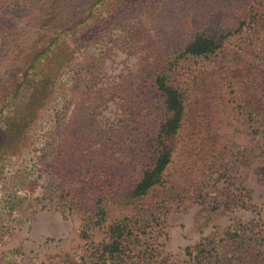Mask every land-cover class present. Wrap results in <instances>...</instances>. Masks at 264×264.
I'll list each match as a JSON object with an SVG mask.
<instances>
[{
	"label": "trees",
	"instance_id": "trees-1",
	"mask_svg": "<svg viewBox=\"0 0 264 264\" xmlns=\"http://www.w3.org/2000/svg\"><path fill=\"white\" fill-rule=\"evenodd\" d=\"M199 1L200 16L204 18L201 24L188 28L177 22L172 28L162 29L159 35L162 41L150 47L137 72L111 87L98 84V59L78 52L82 48L81 43L77 45L82 34L100 40L107 32L123 34L128 45L135 48L149 35H157L151 33L161 28L158 20L164 18V23L168 20L170 25L183 16L189 0H21L11 6L21 27L9 23V12L1 15V32L8 35L4 39L2 36L1 53L9 45L1 59H22V62L15 73H21L20 76L15 82L14 78L11 80L17 85L10 84L11 97H7L12 99L8 105L10 115L0 128V170L5 158L22 148L37 112L58 94L62 105L57 111L59 127L49 135L57 137L49 138L51 142L45 149L50 153L46 158H52L54 164L43 170V173L47 171L57 201L77 207L80 204L93 226L106 221L108 202L134 208L132 216L108 225L107 238L90 247L89 259L79 249L81 252L74 251L71 264H178L157 260L153 255L145 240L143 224L156 220L159 208L146 207L141 201L167 180L166 173L185 118V95L174 84L173 73L182 60L218 54L230 37L241 33L248 23L258 22L257 16L264 7L260 0ZM215 13L221 16L214 18ZM25 28L32 30L37 39L28 45L16 44ZM63 69L71 75L58 81V73ZM150 78L163 113L153 138L147 142L134 126L132 116L142 105L146 106L144 85ZM23 88H30V94L25 102L16 103L14 98ZM120 90L124 93L120 95L123 117L119 125L129 128L124 138L102 129L95 118L98 107ZM254 91L241 97L242 122L234 133L233 144L245 161L264 153V87L258 96ZM71 105L69 121L58 124ZM135 160H143L140 172L129 174ZM73 167H80L86 173L74 176L68 170ZM240 186L246 199L231 194L216 202L214 208H252L247 190ZM197 198L205 201L201 195ZM184 253L188 260L182 264H264V230L254 219L235 222L223 230H215L193 246H186Z\"/></svg>",
	"mask_w": 264,
	"mask_h": 264
},
{
	"label": "rangeland",
	"instance_id": "rangeland-1",
	"mask_svg": "<svg viewBox=\"0 0 264 264\" xmlns=\"http://www.w3.org/2000/svg\"><path fill=\"white\" fill-rule=\"evenodd\" d=\"M19 1H0V22L3 21L1 15L9 12V23L21 27L11 8ZM33 1L36 0H29ZM260 1L264 4V0ZM200 4L199 0H189L185 14L170 25H167L168 20L164 23V18L158 20L161 28L151 33L157 35H149L135 48L128 45L123 34L117 36L107 32L102 40L82 34V39L87 38L77 44L80 46L81 43L82 47L78 52L98 59V84L115 86L121 78L137 72L150 47L162 41L159 40L162 29L172 28L177 22L188 28L201 24L204 18L200 16ZM262 11L256 24L247 20L242 32L230 37L218 54L182 60L173 73L174 84L185 95V118L166 173L167 180L141 200L146 207L159 208L158 218L143 224L145 240L157 260L186 263V246H193L215 230H223L235 222L254 219L264 230V153L252 161H245L233 144L236 128L242 122L241 97L246 92L253 93L255 87L257 96L263 93L264 7ZM220 16L215 13L214 18ZM24 30L16 44L34 43L37 38L33 37V31ZM2 36L4 39L8 35L0 29V46ZM8 49L9 45H6L3 53ZM3 53L0 51V128L10 115V84L16 87L11 80L14 78L15 82L20 76L21 73H15L22 62V59H1ZM69 73L63 69L58 73V81H64L71 75ZM144 87L146 106L142 105L132 117L134 126L148 142L156 132L163 109L151 78ZM30 90L19 89L14 101L25 102ZM117 93L98 107L95 118L102 129L124 138L129 129L119 125L123 117L120 95L124 92ZM45 106L37 112L22 148L7 156L0 170V264H71L74 251L79 249L89 259L90 247L107 238L108 225L124 216H132L134 212L132 205L108 202L105 204L106 221L101 226H93L80 204L77 207L63 200L57 201L47 171L43 173V170L54 164L52 158H46L50 153L45 149L51 142L49 138L57 137L49 135L59 127L56 126L57 111L62 105L58 94H54ZM71 110L72 105L58 124L69 121ZM145 154L149 153L145 151ZM141 161L135 160L128 173L137 175ZM80 167L68 170L74 176L86 173ZM240 185L247 190L252 208H214L216 202L231 194L246 199ZM199 195L204 197V202L197 198Z\"/></svg>",
	"mask_w": 264,
	"mask_h": 264
}]
</instances>
